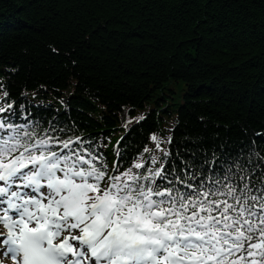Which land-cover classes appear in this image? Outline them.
Returning a JSON list of instances; mask_svg holds the SVG:
<instances>
[{"label": "trees", "instance_id": "obj_1", "mask_svg": "<svg viewBox=\"0 0 264 264\" xmlns=\"http://www.w3.org/2000/svg\"><path fill=\"white\" fill-rule=\"evenodd\" d=\"M0 85L109 167L118 137L124 167L153 134L177 170L264 152V0H0Z\"/></svg>", "mask_w": 264, "mask_h": 264}, {"label": "snow or ice", "instance_id": "obj_2", "mask_svg": "<svg viewBox=\"0 0 264 264\" xmlns=\"http://www.w3.org/2000/svg\"><path fill=\"white\" fill-rule=\"evenodd\" d=\"M8 95L0 264H264V152L193 154L166 170L169 149L153 134L155 149L110 169L90 140L60 135L69 128L15 123Z\"/></svg>", "mask_w": 264, "mask_h": 264}]
</instances>
